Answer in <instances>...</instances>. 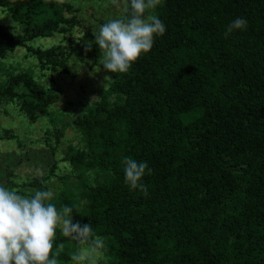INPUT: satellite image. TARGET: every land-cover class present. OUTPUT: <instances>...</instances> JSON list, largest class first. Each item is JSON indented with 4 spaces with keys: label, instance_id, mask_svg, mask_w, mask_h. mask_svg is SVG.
I'll return each mask as SVG.
<instances>
[{
    "label": "trees",
    "instance_id": "16d2710c",
    "mask_svg": "<svg viewBox=\"0 0 264 264\" xmlns=\"http://www.w3.org/2000/svg\"><path fill=\"white\" fill-rule=\"evenodd\" d=\"M30 1L0 0V8L4 13L9 6ZM47 1L62 7V16L68 22L50 21L43 31L58 35L62 27L81 26L71 5L61 0ZM226 9L248 21L250 35L256 40L251 48L236 42L224 54L212 44L209 26H215L219 37L224 38L222 12ZM158 18L165 24L166 32L155 38L152 50L142 60L153 70L156 57L157 68L173 81L172 93L191 100L200 116L190 125L180 126L170 115H159L164 103L158 100L148 105L146 112L139 106L135 125H129L141 127L146 135L143 137L142 133L136 139L137 144L128 155L138 162H147L151 169L142 181L147 186L145 195L125 183L118 147L108 142L102 145L108 133L124 129L117 116L119 107L113 111L103 103L114 100L111 96L116 91L109 86L97 101L106 108L90 124L96 126L91 129L95 132L84 137L87 146L81 147L73 159H61L70 164L73 174L78 173L79 180H87L85 174L93 173L91 188L85 187L82 193L86 195L87 211L79 223L83 226L92 225L95 220L102 222L104 228L93 229L106 238L110 250L114 238L120 241V245L114 242V247L121 248L124 257L116 264H264V161L251 165L249 152L240 153L234 148L244 129L251 130L254 139L264 146V0H203L193 5L190 0H175L174 7L159 13ZM83 34L78 45L93 42L87 55L94 57L93 63L100 64L95 37L86 31ZM42 37H48L47 33L35 38ZM16 47H20L17 37L0 24V53ZM38 50L31 49L30 55L49 66L51 63L40 58ZM78 54L70 52L69 56ZM125 75H116L114 89H124ZM145 85L142 81L126 92H117L125 98L120 109H126L128 114L133 111L131 96ZM174 127L179 129L170 131ZM199 127L203 134L196 139V145L192 143L188 148L194 151L193 155L187 154L188 149L181 151L180 146L173 149L174 140H185L187 130L196 131ZM158 128L161 139L149 135ZM101 145L103 150L99 153ZM123 154L127 156L126 152ZM54 171L55 167H51L47 177L37 179H43L44 185L48 177L55 176ZM75 187L71 188L74 196ZM97 211L103 214L101 218H97ZM64 239L60 235V241Z\"/></svg>",
    "mask_w": 264,
    "mask_h": 264
},
{
    "label": "rangeland",
    "instance_id": "374dc122",
    "mask_svg": "<svg viewBox=\"0 0 264 264\" xmlns=\"http://www.w3.org/2000/svg\"><path fill=\"white\" fill-rule=\"evenodd\" d=\"M61 1L77 11V19L82 24L74 29L62 27L58 35L52 34L49 30L43 31V28L50 21L68 22L63 18V10L59 5L49 4L47 0H31L28 4L9 6L8 11L4 13L0 8V24H4L20 43V47L0 53V183L6 187L18 188L22 192H32L45 187L52 189L55 193L52 202L58 209L64 205L72 206L73 223H76L81 221L80 218L85 216L84 213L87 211L84 202L86 195L82 193L85 187L91 188L93 173L85 174L88 176L87 180H79L78 173L73 174L70 164L61 159L71 160L81 147L87 146L84 137L96 126L95 123L90 124L101 116L106 108L100 107L101 103L97 101L101 95L106 94L109 86L111 90L116 91V94L111 96L114 100L103 103L113 111L119 107L117 116L124 129H116L114 131L116 137L108 133L102 145L107 142L115 144L121 151L119 160L131 157L128 153L131 155L132 146L137 144L136 139H139L144 131L141 127L129 125L134 124L138 118L139 106L142 105V112H146L148 105H153V102L158 100L164 103L161 105L159 115L163 117L170 115L175 120L174 123H179L180 126L190 125L191 121H196L200 116V110L195 108L196 105L191 100L178 98L172 93L173 81L164 71L157 68L156 57L151 70L143 62V54L137 61L140 62L135 67L132 66L125 75L124 89L119 90L113 88L115 77L119 73L105 71L101 61L100 64L93 63L94 57L87 55L91 52L85 50L87 42L78 45L84 36L83 32L93 33V30L98 31L100 25L108 19L123 16L126 7L124 0H117L115 4L109 3V0ZM190 1L193 5L203 0ZM105 4L108 6L105 7ZM174 4L175 0H161L154 14L159 16L162 11L173 8ZM222 15L226 31L227 25L238 16L231 15L227 9ZM209 29L212 31V44L218 46L224 54L228 53L236 42H242L247 49L256 41L250 35L248 27L245 30L233 31L227 38H220L215 26L210 25ZM43 32H46L48 37L35 38ZM76 45L78 46L75 47ZM31 49L34 52L39 49L40 58L48 59L51 64L48 66L46 62L35 60V57L30 55ZM65 49L68 52L63 53ZM70 52L79 54L69 56ZM45 67L46 71L43 70ZM105 76H111L113 79L107 83L106 88ZM142 81L146 85L136 96H131L134 106L133 111L128 114L126 109H120L125 98L120 97L117 92H126ZM119 86L123 85L119 84ZM93 97L97 99L93 100ZM166 98L168 101H165ZM143 103L146 104L145 107ZM40 115L43 117L38 118ZM175 129L176 127L170 128V131ZM244 131L236 140L237 144L234 148L240 153L249 152L247 155L249 163L256 165L264 161V146L254 139L251 130L244 129ZM187 132L185 140L172 142L173 149L177 150L180 146L181 151L187 152L186 149L192 146V143L197 144L196 139L203 134V129L199 127L196 131L187 130ZM47 135L52 136L46 138ZM144 135L145 132L143 137ZM149 135L161 139V129L152 130ZM101 136L103 137L102 134ZM102 145L99 146V153L101 148L103 150ZM123 152H126L127 156ZM192 152H194L192 149H188L187 154L193 155ZM51 167H55V176L48 177L43 185L41 183L43 179L37 178L47 177ZM64 175L69 177L66 176L70 182ZM75 179L77 180L74 181ZM75 185L77 192L74 196L71 188ZM199 193L202 194V189ZM135 202L138 203L139 199ZM97 213V218L103 216L98 211ZM92 226L96 231L105 227L98 220H95ZM60 235L58 232L56 243H63L65 247L58 260L69 261L71 264V254L76 250L75 242L68 238L60 241ZM114 242L120 245V241L114 238L110 250L106 241L107 249L100 258L99 264H116L119 258L124 257L122 249L114 247Z\"/></svg>",
    "mask_w": 264,
    "mask_h": 264
},
{
    "label": "clouds",
    "instance_id": "9594fccd",
    "mask_svg": "<svg viewBox=\"0 0 264 264\" xmlns=\"http://www.w3.org/2000/svg\"><path fill=\"white\" fill-rule=\"evenodd\" d=\"M124 2L125 15L108 19L92 33L103 69L115 74H127L143 54L152 50L155 38L166 32L165 24L154 14L161 0ZM247 25L245 18H235L227 25L225 38L233 31L245 30ZM92 47L93 42L88 41L85 50ZM104 81L106 88L113 79L105 76ZM122 163L125 183L147 195V186L142 182L151 172L147 162L124 157ZM54 196L47 187L22 192L0 183V264H60L58 257L65 245L56 243L58 232L75 242L71 264H99L107 249L106 238L97 235L91 224L73 223V207L64 205L58 209L52 202Z\"/></svg>",
    "mask_w": 264,
    "mask_h": 264
}]
</instances>
